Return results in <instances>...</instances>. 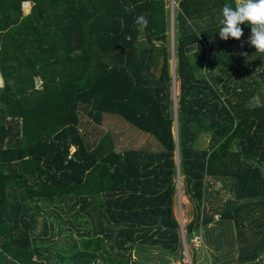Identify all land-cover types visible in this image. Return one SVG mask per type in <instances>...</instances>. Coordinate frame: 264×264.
Segmentation results:
<instances>
[{
  "label": "trees",
  "instance_id": "1",
  "mask_svg": "<svg viewBox=\"0 0 264 264\" xmlns=\"http://www.w3.org/2000/svg\"><path fill=\"white\" fill-rule=\"evenodd\" d=\"M225 3L176 0L171 44L166 0H0V264L179 259L178 173L189 240L203 230L217 250L209 232L230 221L235 264H262L264 56L219 38ZM81 113L118 115L160 148L90 142Z\"/></svg>",
  "mask_w": 264,
  "mask_h": 264
},
{
  "label": "rangeland",
  "instance_id": "2",
  "mask_svg": "<svg viewBox=\"0 0 264 264\" xmlns=\"http://www.w3.org/2000/svg\"><path fill=\"white\" fill-rule=\"evenodd\" d=\"M167 7L169 8L170 14V41L173 43V17H174V8L176 7V0H166ZM31 8V2L23 3V12L28 13ZM251 34V29L248 33L244 32L243 38L248 37ZM244 41L247 45V53L251 59L262 58L264 54L256 53V49L253 46H250L248 42ZM251 60H249L250 62ZM153 68L157 63V59L153 61ZM255 64V60L253 61ZM171 70H174V59L171 61ZM37 86L40 87V81L37 79ZM178 91V81L174 80L172 85L173 95ZM264 91V85L258 88V92L254 97L253 101L258 102L262 100V92ZM81 129L86 135L90 142L95 141L101 135L108 133L110 138L113 141V145L116 150L123 151L128 148H149L151 150H157L160 148V145L156 138L148 132H144L137 127L133 126L127 122L122 117L107 113L104 117L103 122L100 125L95 124L90 119L87 118L85 113H81ZM177 123H173V132L176 135ZM176 162L178 163V156L175 157ZM178 172V171H177ZM219 185V183H217ZM177 186L178 191L176 194L175 201V212L177 218L181 224V238L184 255L180 256L179 259L168 255L169 262L166 264H235V260L238 254V244L229 243L233 239L234 235V226L232 222L228 221L227 225H218L214 226V230L209 232L208 239L212 242L218 243V249H213L211 246L204 241L205 234L203 236V230L201 233L194 234L193 238L189 240L186 232V224L191 220L193 214L192 204L190 200L183 194L182 189V177L177 175ZM219 215H215V220L218 219ZM62 238L61 234H56L55 238ZM204 237V238H203ZM233 241V240H232ZM197 255V261L194 262V255ZM217 260L215 259L216 257ZM157 261H160V257H155ZM100 263V261H99Z\"/></svg>",
  "mask_w": 264,
  "mask_h": 264
},
{
  "label": "clouds",
  "instance_id": "3",
  "mask_svg": "<svg viewBox=\"0 0 264 264\" xmlns=\"http://www.w3.org/2000/svg\"><path fill=\"white\" fill-rule=\"evenodd\" d=\"M221 15L218 29L221 40L227 41L230 38L241 40L244 35L241 25L247 24L251 28L247 42L256 49V53L264 54V0H235L234 6L225 3L221 9ZM134 23L140 32L148 27V19L143 14L137 16ZM240 55L248 58L247 52H241ZM3 87H5V81L0 74V89Z\"/></svg>",
  "mask_w": 264,
  "mask_h": 264
},
{
  "label": "built area",
  "instance_id": "4",
  "mask_svg": "<svg viewBox=\"0 0 264 264\" xmlns=\"http://www.w3.org/2000/svg\"><path fill=\"white\" fill-rule=\"evenodd\" d=\"M260 257H261V259H262V261H261L262 264H264V253H263V255L261 254Z\"/></svg>",
  "mask_w": 264,
  "mask_h": 264
}]
</instances>
